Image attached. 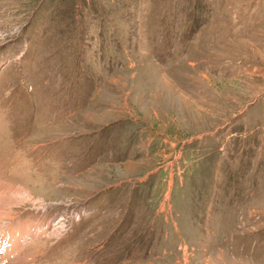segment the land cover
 Instances as JSON below:
<instances>
[{"label": "rangeland", "instance_id": "374dc122", "mask_svg": "<svg viewBox=\"0 0 264 264\" xmlns=\"http://www.w3.org/2000/svg\"><path fill=\"white\" fill-rule=\"evenodd\" d=\"M16 236L4 264H264V0H0Z\"/></svg>", "mask_w": 264, "mask_h": 264}, {"label": "bare ground", "instance_id": "6f19581e", "mask_svg": "<svg viewBox=\"0 0 264 264\" xmlns=\"http://www.w3.org/2000/svg\"><path fill=\"white\" fill-rule=\"evenodd\" d=\"M60 222H61V220H58L57 223H54V224H56V225H55V228H56V229L59 228V227H58V226H59L58 224H60Z\"/></svg>", "mask_w": 264, "mask_h": 264}]
</instances>
